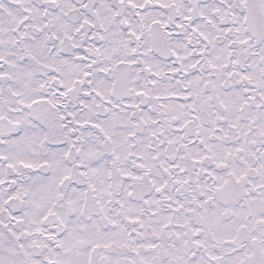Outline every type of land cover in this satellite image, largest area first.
<instances>
[{"label": "snow or ice", "instance_id": "snow-or-ice-1", "mask_svg": "<svg viewBox=\"0 0 264 264\" xmlns=\"http://www.w3.org/2000/svg\"><path fill=\"white\" fill-rule=\"evenodd\" d=\"M0 264H264V0H0Z\"/></svg>", "mask_w": 264, "mask_h": 264}]
</instances>
